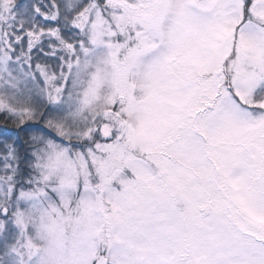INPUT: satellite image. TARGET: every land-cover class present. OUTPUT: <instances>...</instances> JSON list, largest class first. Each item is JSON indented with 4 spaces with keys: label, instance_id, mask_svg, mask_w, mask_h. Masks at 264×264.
Instances as JSON below:
<instances>
[{
    "label": "snow or ice",
    "instance_id": "6c2138e0",
    "mask_svg": "<svg viewBox=\"0 0 264 264\" xmlns=\"http://www.w3.org/2000/svg\"><path fill=\"white\" fill-rule=\"evenodd\" d=\"M0 117V264H264V0H0Z\"/></svg>",
    "mask_w": 264,
    "mask_h": 264
},
{
    "label": "rangeland",
    "instance_id": "374dc122",
    "mask_svg": "<svg viewBox=\"0 0 264 264\" xmlns=\"http://www.w3.org/2000/svg\"><path fill=\"white\" fill-rule=\"evenodd\" d=\"M48 49L45 48V52H47ZM38 62H43V63H47L50 65H55L58 61H56L54 58H44L43 56H41V60Z\"/></svg>",
    "mask_w": 264,
    "mask_h": 264
},
{
    "label": "trees",
    "instance_id": "16d2710c",
    "mask_svg": "<svg viewBox=\"0 0 264 264\" xmlns=\"http://www.w3.org/2000/svg\"><path fill=\"white\" fill-rule=\"evenodd\" d=\"M0 123H3V118L2 117H0ZM10 126V125H9Z\"/></svg>",
    "mask_w": 264,
    "mask_h": 264
}]
</instances>
